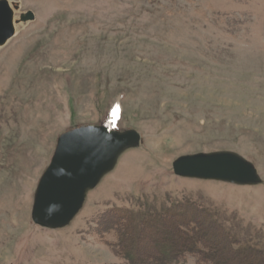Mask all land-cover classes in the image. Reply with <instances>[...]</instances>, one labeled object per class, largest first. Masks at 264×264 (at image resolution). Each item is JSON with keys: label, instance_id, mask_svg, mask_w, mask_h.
Segmentation results:
<instances>
[{"label": "rangeland", "instance_id": "obj_1", "mask_svg": "<svg viewBox=\"0 0 264 264\" xmlns=\"http://www.w3.org/2000/svg\"><path fill=\"white\" fill-rule=\"evenodd\" d=\"M9 3L16 20L27 11L34 19L14 24L0 47V264H134L110 247L131 240L125 223L104 231L105 211L128 209L140 225L155 213L158 222L173 213L187 222L193 206L216 223L200 222L215 247L175 261L171 235L157 222L149 231L161 235L135 242L144 252L136 259L160 245L155 258L170 264H198L200 254L264 264V0ZM99 124L134 128L141 140L67 227L34 224V192L57 137ZM220 150L252 162L261 183L173 171L180 156Z\"/></svg>", "mask_w": 264, "mask_h": 264}, {"label": "water", "instance_id": "obj_2", "mask_svg": "<svg viewBox=\"0 0 264 264\" xmlns=\"http://www.w3.org/2000/svg\"><path fill=\"white\" fill-rule=\"evenodd\" d=\"M32 17L30 12L21 15L22 21ZM12 26V10L6 0H0V45L12 36ZM139 142L140 134L133 128L80 125L62 132L36 185L33 223L50 230L67 226L81 209L88 191L114 168L123 152ZM172 165L174 173L184 177L236 185L262 181L252 162L229 150L180 156Z\"/></svg>", "mask_w": 264, "mask_h": 264}, {"label": "trees", "instance_id": "obj_3", "mask_svg": "<svg viewBox=\"0 0 264 264\" xmlns=\"http://www.w3.org/2000/svg\"><path fill=\"white\" fill-rule=\"evenodd\" d=\"M184 206H185V204H184ZM113 210L109 209V210L104 212V214H107L104 216V217H106L104 219H107L109 222L108 227L105 228L104 231L107 232L108 230H110V231L116 230L117 229L116 226L118 224L120 225L122 223H125L120 228H122V227L127 228V230L130 233L127 236H129V240H131V241H128L129 244H126L125 242H122V244H121V242H119L116 245H111V247H112V249L116 255L130 259L132 261V263H134V264H170L169 262H166V261L163 262L161 259L155 258L156 254L158 255L161 253V250H160L161 246L160 245L156 249L157 252L155 251L154 247L152 248V250L150 252V256L148 259H146V258L136 259L140 256V254H142L144 252H143V250L136 248L134 246L135 244H138L142 239H147L148 237L153 236L152 233H155L156 236L161 235V232H160V234H158L156 232H151V234H150L149 229H151L154 226L157 227V224H155L158 222L157 218H160L162 216H158L157 213L150 214L148 216H143L142 218L139 219V223H140V225H139V224H137V222H135V217L134 218L130 217L129 213L127 212L128 209H127V211L123 210L125 212H123L122 209L120 211H117V212H115ZM175 211H180V210L176 209ZM126 212H127V214H126ZM203 214L204 213H202L201 208H199L198 206H193V213H192L193 218H189L187 220V222L186 221L180 222V221L176 220L177 218H176V215L174 213L171 215L165 216L167 219L165 222L164 221L158 222L159 227L161 226V224L165 223V225H162V226H163V228L167 229V231H168L167 234L171 235V239L169 240V243L171 244V247H172V252L170 253L171 258L177 259L178 256H176V255L183 254L182 252H187L188 254L189 253L195 254L196 253L195 250H197V249H199V251L201 253L202 249L205 250V248L207 249L208 247H211V246L215 247V245L210 246L209 240H207L205 235L202 234V236H201V234H200V230L202 228V224L200 222H201ZM128 215L130 217L129 220H128ZM111 219H118V222L116 223V222L112 221ZM140 220H142V221H140ZM202 220L205 221L206 226L208 225V226L213 227V225L214 226L216 225V223L214 221L210 220V222H211L210 223L206 216H204ZM131 221H134L135 225L134 224L131 225L130 224ZM127 222H128V225H127ZM184 225H185V227H184ZM115 227H116V229H115ZM131 228H134L135 232H133V230ZM143 230H144V236H142ZM187 234H189V235H187ZM210 237H212L211 234H210ZM152 241L157 242V241H159V239L157 237H155L152 239ZM135 242H138V243H135ZM213 251L216 252L214 248H211L210 252H213ZM199 257L200 258L198 259V261H199L198 264H202L201 262H205L207 264H211V262H212V264H219L218 262H224L227 264H231L230 263L231 261L230 262L224 261L223 258H220V260H217L214 255L205 256L203 254H200ZM254 258L256 259V256ZM144 260H146V262H144ZM205 263H203V264H205Z\"/></svg>", "mask_w": 264, "mask_h": 264}, {"label": "bare ground", "instance_id": "obj_4", "mask_svg": "<svg viewBox=\"0 0 264 264\" xmlns=\"http://www.w3.org/2000/svg\"><path fill=\"white\" fill-rule=\"evenodd\" d=\"M6 3H7V5H8V7L12 10V16H13V22H12V25L15 23V14H14V7L13 6H11V4L9 3V0H6ZM20 15V14H19ZM19 18V17H18ZM13 27V26H12ZM3 36V34L2 33H0V39H1V37ZM7 42V41H6Z\"/></svg>", "mask_w": 264, "mask_h": 264}]
</instances>
